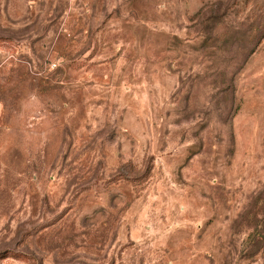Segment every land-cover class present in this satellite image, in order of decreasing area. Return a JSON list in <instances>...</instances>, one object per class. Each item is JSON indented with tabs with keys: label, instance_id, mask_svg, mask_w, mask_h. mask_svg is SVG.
I'll use <instances>...</instances> for the list:
<instances>
[{
	"label": "rangeland",
	"instance_id": "rangeland-1",
	"mask_svg": "<svg viewBox=\"0 0 264 264\" xmlns=\"http://www.w3.org/2000/svg\"><path fill=\"white\" fill-rule=\"evenodd\" d=\"M0 264H264V0H0Z\"/></svg>",
	"mask_w": 264,
	"mask_h": 264
}]
</instances>
